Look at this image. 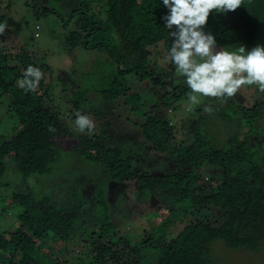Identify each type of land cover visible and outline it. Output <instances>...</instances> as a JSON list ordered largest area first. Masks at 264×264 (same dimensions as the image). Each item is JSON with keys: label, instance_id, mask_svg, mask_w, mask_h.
Segmentation results:
<instances>
[{"label": "trees", "instance_id": "16d2710c", "mask_svg": "<svg viewBox=\"0 0 264 264\" xmlns=\"http://www.w3.org/2000/svg\"><path fill=\"white\" fill-rule=\"evenodd\" d=\"M43 3L62 5L68 22L75 18L74 28L65 34L66 45L107 54L113 66V78L107 88L100 90L102 103L113 104L124 97L129 114L141 113L144 100L137 92L128 94L131 89L128 79L149 80L154 86H161L164 90L161 101L157 100L151 111L142 114L144 121L139 126L143 142L150 143L167 164L161 172H148L145 168L135 171L134 164L144 159L135 139L108 140L105 126L92 139L62 122L60 114L44 106L43 97H48L51 90L47 82L50 67L42 58L39 66L34 63L31 56L34 51L27 48L30 45L7 53L2 46L6 40L0 35V96L6 111L13 113L19 123L11 138L0 142V187L4 185L8 163L14 164L26 182L32 177L51 174L61 152L79 158L77 164H72L74 167L82 160L88 164L79 172L100 168L103 175L94 192L101 223L99 231L90 234L83 232L85 203L79 187L70 191L68 201L57 194L59 183H54L50 195L42 196H35L25 184L18 188L11 196V203L20 209L18 226L9 231L0 230V264H66L61 254L75 241L77 231L82 239L85 235L88 238L85 257H78L74 264H141L143 248L158 251L157 264H211L210 247L217 240L230 249L256 251L264 242V133L259 135L255 125L259 124L257 112L264 109V100L256 101L252 111L243 112V124L238 125L240 130L246 127L247 131L242 140H239L240 132H236L224 148L213 147L201 118L189 120L188 128L180 130L186 134L189 129L193 136L191 143L175 144L176 129L157 107L169 105L170 93L166 88L176 77L162 68L156 70L150 65L148 54L150 47L163 44L167 57L174 39L164 27L162 17L168 10L162 0H43ZM4 22L5 17L0 15V24ZM64 27H67L65 21ZM204 31L210 32L218 49L224 51L264 46V0H244L238 9L227 14L210 13ZM10 60L15 63L10 64ZM167 61L174 70L168 58ZM29 65L43 74L34 92H25L17 84ZM180 86L178 83L174 87L180 93L178 97L190 91L187 85ZM75 98L73 108L77 111L100 108L96 104L85 107L81 95ZM232 113L227 112V117L231 118ZM252 138L258 144L254 145ZM205 164L222 168L224 176L221 184L215 181L209 184L212 193L207 196L197 194L195 186ZM133 181L140 193H149L158 201L161 220L166 219L159 226H155L156 220L151 234L139 244L111 227L110 222H114L108 211L110 186H105L106 182ZM173 206L177 209H170ZM210 207L221 212L220 225L208 220L206 213ZM49 236L56 246L50 244Z\"/></svg>", "mask_w": 264, "mask_h": 264}, {"label": "rangeland", "instance_id": "374dc122", "mask_svg": "<svg viewBox=\"0 0 264 264\" xmlns=\"http://www.w3.org/2000/svg\"><path fill=\"white\" fill-rule=\"evenodd\" d=\"M64 9L60 4L48 5L43 3V0H0V15L5 17L4 25H6L5 31L0 34L6 40L2 46H5L7 53H14L22 46L30 45L27 48L34 51L31 52L34 63L39 66L43 60L50 67L47 82L51 84V90L48 97H43L45 99L44 106L60 114L62 122L77 133L85 134L92 139L99 135L103 126L109 131L108 140L119 137L120 140L131 142L135 139L134 141L138 143L139 149L144 154V159L134 164L135 171L145 168L148 172H161L167 164L165 158L154 151L150 143L143 142L139 125H142L144 121L142 114L151 111L157 100L161 101L164 90L161 86H154L149 80L142 82L131 78L127 81L131 86L128 94L135 92L140 94L141 99L144 100L141 113L129 114L130 108L125 105L124 97H120L113 104L102 103L99 95L100 90L107 88L112 81L113 66L107 54L97 49L89 50L83 46L70 48L66 45L64 37L67 31L74 28L75 18L68 22ZM52 10L53 12H51ZM102 16L104 17V12ZM64 21L67 27H64ZM1 36L0 39H2ZM148 54L150 65L154 66L156 70L159 71L162 68L166 74L174 73L167 61L163 44L150 47ZM12 63L15 62L10 60V64ZM175 77L176 79L170 81V86L166 88V91L170 93L167 98L169 105L164 103L163 105L158 104L157 107L159 113L166 116L176 129L175 144H190L193 138L192 133L189 129L186 134L180 130L188 128L189 120L201 118H204L202 120L204 132L212 140L213 147L224 148L226 141L236 132H240L239 140L243 139L247 128L243 127L240 130L238 125L243 121V112L252 111L256 101L264 100V97L258 95L259 91L256 86H242L235 96L226 101L221 98L198 96L199 103H193L189 99L190 91L178 97L180 93L179 91L175 92L174 87L178 83L181 85L180 87H186V84L183 77L179 78L176 75ZM75 95L82 96V102H86L85 107L96 104L100 108L96 107V110L86 108L84 112L77 111L73 108ZM209 105L213 108L211 114L203 111V108ZM216 111L222 114L218 115ZM227 112L234 114L232 113L230 118L227 117ZM77 113L87 116L93 121L95 127L91 132L87 129L81 132L76 127ZM257 115L259 124L255 125V128L259 135L260 133L262 135L264 133V109L258 111ZM18 128V120L13 113L6 111V104L3 97L0 96V138H2L0 142L5 139L9 140ZM258 142L257 139L252 138L254 145ZM124 151L127 152L126 147ZM262 151V155H264V146ZM78 161L77 156L61 152L57 162L53 165L51 174L37 178L32 177L26 182L16 172L14 164L8 163L2 180L4 185L0 187V210H3L0 215V230L9 231L18 226L17 215L20 209L19 206L11 203V196L23 184L35 196H42L50 195L53 186L59 183L57 194L66 201H68L72 189L80 188L85 203L82 210L85 213L83 232L86 234L98 232L101 221L97 218L94 192L103 180V175L100 168H89L87 171L79 172L83 168L86 169L88 164L82 160L79 165L74 167L72 164L74 162L77 164ZM56 167L57 169H55ZM70 168L74 169L70 171ZM199 174L195 184L197 194L207 196L212 193L209 188L212 181L217 184L224 181L223 170L220 167L205 164ZM105 186L107 188L110 186L107 191L110 192L108 211L114 222V224L110 222L111 227L114 230L116 228L119 234L129 236L132 243L139 244L146 239L151 234L156 220L158 224L155 226H159L161 221L166 220H161L162 211L158 201L149 193H140L136 188L135 181L131 183L106 182ZM171 208L177 209L175 206ZM207 210L208 220L213 225H220L223 220L221 212L211 207ZM110 235L112 236V233ZM153 236L155 237V235ZM87 238L88 236L85 235L82 239L80 233L76 232L75 241L69 246L67 245L61 254L66 264H74L78 257H85V240ZM49 242L52 246H56V242L51 236H49ZM157 252L154 249L143 248L141 264H157ZM210 261L211 264H264V242L256 251H250L244 248L230 249L222 241H214L210 247Z\"/></svg>", "mask_w": 264, "mask_h": 264}, {"label": "clouds", "instance_id": "9594fccd", "mask_svg": "<svg viewBox=\"0 0 264 264\" xmlns=\"http://www.w3.org/2000/svg\"><path fill=\"white\" fill-rule=\"evenodd\" d=\"M168 10L162 17L172 40L167 58L174 65V74L184 78L190 89L189 99L199 103L198 96L221 98L226 101L235 96L242 86H256L264 94V46L251 49L241 46L237 52L218 49L217 41L205 32L210 13L233 12L244 0H162ZM6 25L0 24V34ZM43 74L29 65L23 79L17 81L25 92H34ZM203 111L211 114L212 106ZM79 131L91 132L95 127L87 116L76 114ZM51 130V129H50Z\"/></svg>", "mask_w": 264, "mask_h": 264}]
</instances>
